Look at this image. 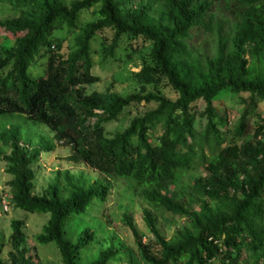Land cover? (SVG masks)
<instances>
[{
  "label": "trees",
  "instance_id": "1",
  "mask_svg": "<svg viewBox=\"0 0 264 264\" xmlns=\"http://www.w3.org/2000/svg\"><path fill=\"white\" fill-rule=\"evenodd\" d=\"M218 1L13 0L18 14L0 17V27L13 35L12 43L0 50V115L16 113L45 124L55 140L70 145L89 167L103 176L128 179L139 189L147 205L142 219L148 240H140L127 210L120 218L133 235L141 264H264V121L259 136L246 131L247 116L264 100V0H223L233 18L228 33L216 21ZM88 9L92 18L80 20ZM213 24L214 51L202 58L192 54L190 30ZM62 26L77 31L66 51L52 36ZM105 28L112 33L103 45L104 57L112 55L121 37L135 41L132 49L149 43L148 61L132 73L139 87L150 84L151 90L124 95L109 88L85 91V84L99 79L90 72V39ZM39 58L44 72L32 76L27 66ZM162 86L174 96L164 94ZM222 89L247 93L232 129L236 138L227 143L225 129L217 126L226 119L216 116L213 104ZM199 99L205 116L201 133L194 126ZM140 101L154 105L133 114L111 136L104 133L105 121ZM20 141L16 126H2L0 144L8 151L0 147V158L9 174V200L26 211L48 212L33 239L53 241L62 264H78L79 244L63 236L64 225L93 195L104 199L109 181L97 179L85 187L65 169L66 195L59 193V172L41 193H34L32 153ZM53 145L41 139L35 153ZM198 166L203 172L185 181ZM151 208L176 214L184 223L164 237ZM22 226L19 218L9 220V248L5 257L0 254V264H35L22 244ZM82 232L80 244L93 237L88 228ZM2 246L0 240V253ZM116 251L107 246L86 264H105Z\"/></svg>",
  "mask_w": 264,
  "mask_h": 264
},
{
  "label": "rangeland",
  "instance_id": "2",
  "mask_svg": "<svg viewBox=\"0 0 264 264\" xmlns=\"http://www.w3.org/2000/svg\"><path fill=\"white\" fill-rule=\"evenodd\" d=\"M62 1L65 3L70 2V0ZM17 9L19 7L13 5V0H0V17L16 15L19 12ZM214 13L217 17L216 21L221 22V32L228 33L233 25V18L223 0L217 2ZM91 18L90 9L80 14V20L82 21ZM76 32V30L67 32L66 27L62 26L54 29L52 36L60 39V50L66 51L73 47ZM111 33L112 30L110 28H105L90 39V72L97 74L99 79L85 84V91H103L109 88L118 94L124 95L139 89L142 91L151 90L153 87L150 84H144L143 89L139 87V82L135 80L132 73L148 61L149 43L146 42L142 46L132 49L130 45H134L135 41L132 40L128 43L125 37H121L112 55L104 57L103 45L109 41ZM12 36L11 32L0 27V50L12 43ZM215 39L214 24L210 25L209 28H192L187 39V45L191 49L192 54L202 58L204 55L211 54L214 51ZM41 60L39 58L28 64L27 71L30 75L37 76L44 72V64L41 63ZM161 90L169 97L174 96L167 87L162 86ZM219 95L221 96L213 101L214 111L216 116L225 117L226 119L223 125L218 123L217 126H219V130L225 129L224 133L227 143V141L236 138L232 135V129L236 125L247 101V93H236L222 89ZM153 105V102L144 103L140 101L135 107L130 106L128 109H123L115 119L103 123L104 133L107 136H111L113 132L122 129L133 114ZM203 106L204 102L199 99L196 102L194 120L195 129L199 133L202 132L205 123V116L200 114ZM246 121V131L250 135L254 137L262 133L260 124L264 121V100L257 102L256 108L247 116ZM4 124L14 125L18 128L20 143L32 153L30 166L33 170L32 191L34 193H41L59 172L57 181L60 189L59 193L62 196L66 195L69 188L64 185L63 171L65 169L72 181L85 187L97 179L98 181H109L110 187L104 199H101L98 195H93L83 210L71 213L68 216L64 225L63 236L79 244L76 262L78 264H86L94 259L101 249L111 246L114 249L116 248L117 251L105 264H141L133 235L120 218L121 213L127 210L141 236L140 240L142 242L148 240L149 232L142 219V208L147 207V205L141 199L138 193L139 189L134 188L132 182L128 179L113 175L103 176L97 169L89 167L76 155L78 153H73L70 145L65 144L63 141L55 140L50 130L43 123L23 119L16 113H5L0 115V129ZM41 139L53 142L54 145L52 148L40 150L36 154L35 150L39 148L38 142ZM235 141H239V139H235ZM0 147L4 152L8 151L7 147L1 144ZM5 166L6 163L0 158V240L3 242L1 256L5 257L6 250L9 248V220L11 218H19L22 220L23 225L21 227L24 234L22 244L27 246L31 260L35 264H62L53 241L37 242L33 239V234L39 231L41 225L48 217V212L26 211L11 204L6 184L9 174L5 172ZM202 172L203 168L198 166L188 172L184 180L192 181L193 178ZM3 204H5V207ZM151 212L155 218L156 227L164 237H168L175 227L184 223L183 218L176 214L156 212L152 208ZM84 228L92 231L93 237L86 243L80 244L79 242L82 241L80 236H84V232H82ZM179 264H182V261Z\"/></svg>",
  "mask_w": 264,
  "mask_h": 264
},
{
  "label": "built area",
  "instance_id": "3",
  "mask_svg": "<svg viewBox=\"0 0 264 264\" xmlns=\"http://www.w3.org/2000/svg\"><path fill=\"white\" fill-rule=\"evenodd\" d=\"M3 206L5 207V204H3Z\"/></svg>",
  "mask_w": 264,
  "mask_h": 264
}]
</instances>
